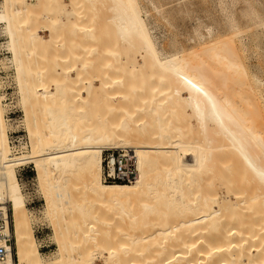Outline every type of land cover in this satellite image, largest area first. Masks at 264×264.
I'll list each match as a JSON object with an SVG mask.
<instances>
[{
	"label": "bare ground",
	"instance_id": "bare-ground-1",
	"mask_svg": "<svg viewBox=\"0 0 264 264\" xmlns=\"http://www.w3.org/2000/svg\"><path fill=\"white\" fill-rule=\"evenodd\" d=\"M68 1H0V66L13 70L22 113L6 119L0 80V211L14 247L0 264L99 254L104 264H264V82L244 63H264V0H213L221 18L167 46L142 0ZM145 1L171 17L163 0ZM8 130L26 134L16 154ZM119 148L136 176L103 183L101 152ZM26 164L56 246L48 255L16 174Z\"/></svg>",
	"mask_w": 264,
	"mask_h": 264
},
{
	"label": "rangeland",
	"instance_id": "rangeland-1",
	"mask_svg": "<svg viewBox=\"0 0 264 264\" xmlns=\"http://www.w3.org/2000/svg\"><path fill=\"white\" fill-rule=\"evenodd\" d=\"M27 1L30 2V0H27ZM142 1H145V0H142ZM142 1H141L142 5L140 4V8L142 7L141 11H143V12H141V16L143 17V19L147 22V24L150 27L153 26L152 28H153L154 34L156 35V37H158L159 43L163 46H165V45L167 46L169 43V40H171L172 37H176L177 32H183V33L185 32V33L190 34V31L192 29L199 27V26L202 29V31H204V28H203L204 25H210V23L212 21H215V20H218L221 18L220 17L221 15H219V9L216 8L217 6H216V4H214L213 0H201V2H200V0H167V2H166V0H163L165 3L163 2L164 6H161V7H163L164 9L161 7H160V9L163 10V12L165 10L169 11L171 9L170 12L173 13V14L170 13L171 17L168 14V17L166 16L167 17L166 19L165 18L163 19L161 14L159 15V13L155 12L153 7H150L151 5L149 4L148 1H145V2H142ZM210 1H211V3H210ZM31 2H33V0H31ZM63 3L65 4V6L68 9L69 1L64 0ZM160 4H162V2ZM176 4H178V5H176ZM212 4L214 5V8L211 9ZM180 5H181V7H178ZM179 8L183 9V11H185V12L183 13L182 10ZM172 9H173V11H172ZM177 9H178V11L180 10L182 12V14L181 13L178 14V12L175 13V11H177ZM186 9L188 11H186ZM209 9H211V10L209 11ZM190 10L192 11L191 13H190ZM191 14L193 17L191 16ZM172 15H173V18H172ZM182 18L185 21H183ZM61 20H64V18H61ZM177 20H180V21H177ZM171 23H172V25H171ZM199 23H201V24L199 25ZM43 26L44 25H42V28L39 29V36L43 37L44 39H47L48 38V30L46 27L43 28ZM180 40H182V38ZM3 41H5L4 37L0 36V42H3ZM161 41H163V42H161ZM5 56H9V53H7L3 48H0V58H3ZM139 60H140L139 57H137L136 61H139ZM247 60L248 59H244V63H245V66H246L248 72H250L249 74L257 75L261 79V81L264 82V63L262 62L261 56L256 55V56H253L251 59H249V61H247ZM12 77H13L12 68H9V67L2 68L0 66V80L4 85L1 91L5 94V99H6L5 104H7V108H6L7 113L10 110L11 112H14V115L12 116V118L18 117L17 119L9 121V123H12L13 121H19L21 119V115H22L20 108L16 104L17 103L16 102L17 94L15 91V85H14V81H13ZM259 101L260 100H258V102ZM263 118H264V116H263ZM263 125H264V120L263 121L257 120L255 122L256 130L259 131L262 127H264ZM10 131H13V130H10ZM24 150L25 149H23V151ZM183 158H185L184 159L185 162H187V160L189 159V157H187V158L183 157ZM31 169H32V166H31ZM26 176L28 178V180L26 179L27 181L22 180V181H18V182L21 186V190L24 193H26V201H25L26 207L29 208V210L31 209L30 211L33 212L37 216V219H35L32 222V227H33V225H37L42 229L38 234L33 233V236L36 239L38 250H39V246L41 244L50 245L49 249H47V250H44V251L39 250V252L42 255H48V254H51L55 251L56 246H55L54 240L52 239L53 237H52L51 226L47 222V220L41 218V214L39 212V211H41V209L43 207L44 200L41 196V193H39L40 191L35 186V172H34V170L32 169V171L27 173ZM70 181H71V183L70 182L68 183L69 186H70V184H74V185H77V187H78L77 193L75 194V196L78 197L77 201L79 200L78 202H80L81 198H82V193H81V189H80L81 179L74 178V179H71ZM30 199H34V204H32V205L27 204ZM99 226H101V225H98V227ZM105 256H106L105 254H102V255L99 254V256H97V258H95L93 263L94 264H104L103 262L106 261Z\"/></svg>",
	"mask_w": 264,
	"mask_h": 264
},
{
	"label": "built area",
	"instance_id": "built-area-1",
	"mask_svg": "<svg viewBox=\"0 0 264 264\" xmlns=\"http://www.w3.org/2000/svg\"><path fill=\"white\" fill-rule=\"evenodd\" d=\"M14 112L6 114L7 120H14L18 117L12 118ZM22 130L8 131V144L14 154L18 153V146L25 143V136ZM17 177L19 180H28L26 174L31 172L30 164L16 167ZM101 176L102 182L106 184H122L129 183L136 176L135 158L129 149H103L101 152ZM26 180V181H27ZM34 204V199H30L28 205ZM42 229L35 226L34 232L38 234ZM50 245L39 246L40 251L49 249ZM14 253L12 224L10 215L4 216L0 211V261L5 258L6 254Z\"/></svg>",
	"mask_w": 264,
	"mask_h": 264
}]
</instances>
